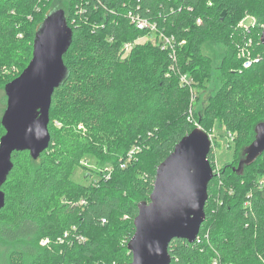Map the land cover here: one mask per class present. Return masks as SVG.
Returning <instances> with one entry per match:
<instances>
[{
  "label": "trees",
  "instance_id": "obj_1",
  "mask_svg": "<svg viewBox=\"0 0 264 264\" xmlns=\"http://www.w3.org/2000/svg\"><path fill=\"white\" fill-rule=\"evenodd\" d=\"M56 9L73 29L63 58L68 76L52 97L48 150L37 160L13 154L2 186L0 264H130L138 206L194 122L210 133L219 120L239 164L254 139L239 154L238 145L264 121V0H0V70L21 68L7 84L29 65L35 35ZM246 17L256 19L248 29L240 25ZM137 18L155 30L139 29ZM152 31L155 42L146 39ZM206 40L228 48L227 80L198 113L199 87L213 74ZM248 46L260 54L245 69L239 53ZM87 155L111 166L110 177L75 182ZM209 160L216 171L215 151ZM261 162L264 153L242 173L235 161L216 172L200 233L193 243L171 241L170 264H264V169L252 171Z\"/></svg>",
  "mask_w": 264,
  "mask_h": 264
},
{
  "label": "water",
  "instance_id": "obj_2",
  "mask_svg": "<svg viewBox=\"0 0 264 264\" xmlns=\"http://www.w3.org/2000/svg\"><path fill=\"white\" fill-rule=\"evenodd\" d=\"M264 45V31L261 35ZM73 29L64 10H53L34 39L33 56L22 74L5 86L7 107L1 124L0 211L6 202L2 186L13 169V154L29 152L34 160L50 147L52 97L68 76L64 56L71 47ZM210 135L196 128L185 135L156 169L149 201L138 206L135 233L127 244L130 264H170L174 239L193 243L206 218L208 186L214 178L209 160ZM264 153V121L255 127L254 141L245 148L234 171L242 173Z\"/></svg>",
  "mask_w": 264,
  "mask_h": 264
},
{
  "label": "rangeland",
  "instance_id": "obj_3",
  "mask_svg": "<svg viewBox=\"0 0 264 264\" xmlns=\"http://www.w3.org/2000/svg\"><path fill=\"white\" fill-rule=\"evenodd\" d=\"M59 1V0H58ZM64 7V4H62ZM244 23H252V21L246 19ZM155 31H152L151 37L148 36L146 39H151L153 42H155ZM22 38V36H20ZM253 38H249L247 43L253 45ZM253 47V46H252ZM251 46H248L247 51L245 52L252 58L259 57V52H253L254 48ZM228 48L223 45V43H217L212 40H206L202 43V53L203 55L209 57L212 61L211 64V71L213 72L212 78L210 81L205 82L203 87H199L198 93L200 94L201 102L196 105L197 106V112L202 113L204 110V107L207 105L209 98L216 94L220 88L223 86L225 81L227 80L226 77L223 78L222 76V66L224 62V58L228 53ZM21 71V68L19 66L16 67H3L0 70V121L4 114V108L7 107V96L5 94L4 86L7 84L8 81L16 77ZM264 85V84H263ZM197 90V89H196ZM195 109V105H194ZM219 119V117H218ZM196 120V118H195ZM206 125L211 126L210 123L205 122ZM60 124L56 122V127H59ZM194 127L197 128H203V125L199 124L196 120L193 124ZM2 129L0 128V135L2 134ZM211 137L212 141V150L215 151V169L214 175H217L219 173L220 168L226 166L227 164H230L235 161L233 165L238 164V157L236 158V147L232 143V135L231 133L226 132L224 125L217 120L216 122H213V127L210 130V133H208ZM255 133L253 135L251 134L248 139L242 140L245 141L244 143H240L238 145V149L240 153L241 149L245 146H247L250 141H252L255 137ZM254 137V138H253ZM254 141V140H253ZM252 141V142H253ZM251 142V143H252ZM250 143V144H251ZM230 145V147H229ZM211 150V151H212ZM238 156V155H237ZM212 165V164H211ZM264 162H261L256 167L252 168V171L257 174H259L264 168ZM213 167V166H212ZM111 166L104 165L99 162V159L94 157V155H87L85 156L82 161L80 162V165L76 171V173L73 175V180L81 185H89L90 181L94 178L102 179L106 175L105 173L109 172ZM214 170V168H213ZM89 175V178H88ZM215 177V176H214ZM259 179L264 180V175L259 177ZM42 244V243H41Z\"/></svg>",
  "mask_w": 264,
  "mask_h": 264
},
{
  "label": "built area",
  "instance_id": "obj_4",
  "mask_svg": "<svg viewBox=\"0 0 264 264\" xmlns=\"http://www.w3.org/2000/svg\"><path fill=\"white\" fill-rule=\"evenodd\" d=\"M248 19L250 21H252V23H244V21ZM133 21L137 24V27L141 30H144V29H147L149 27H151V29L155 30V27L152 26L148 21L146 20H142V19H133ZM256 21L255 18H252V17H246L241 23L240 25L243 26V27H246V29H248L250 27L251 24H254ZM156 33V32H155ZM160 41L162 42V44L164 45V47L166 46H169L171 45V39H168V38H165L163 36L160 37ZM124 48L126 50H129L131 48V44H125L124 45ZM246 51L245 50H241V52L239 53V58L242 60L243 62V67L245 69L251 67L252 65H254V61L255 59L250 57L248 54L245 53ZM136 149V148H135ZM133 154V151L130 153V158H131V155ZM130 160V159H129ZM215 171V170H214ZM107 178L110 177L109 173H108V176H106ZM261 183L264 184V180H261ZM87 201L86 200H81V204H86ZM48 241H45V244H47ZM44 244V245H45Z\"/></svg>",
  "mask_w": 264,
  "mask_h": 264
}]
</instances>
